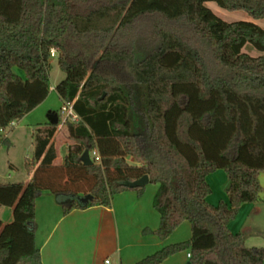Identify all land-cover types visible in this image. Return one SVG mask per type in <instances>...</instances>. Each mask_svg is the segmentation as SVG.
Here are the masks:
<instances>
[{
    "label": "trees",
    "instance_id": "16d2710c",
    "mask_svg": "<svg viewBox=\"0 0 264 264\" xmlns=\"http://www.w3.org/2000/svg\"><path fill=\"white\" fill-rule=\"evenodd\" d=\"M208 1L264 17V0H0V128L46 99L52 57L64 73L54 91L78 116L64 120L72 144L61 164L53 163L58 119L33 134L30 181L0 183V207H12L11 221L0 218V264H42L34 218L43 191L66 215L108 206L126 190L140 196L144 185L125 182L143 175L157 184L159 216L144 232L164 240L188 221L190 237L132 264H161L184 250L190 264H264V247L246 246L228 227L241 203L259 199L264 29L224 21ZM247 44L261 54L243 51ZM84 149L99 162L83 166ZM217 169L228 202L214 205L206 176Z\"/></svg>",
    "mask_w": 264,
    "mask_h": 264
},
{
    "label": "crops",
    "instance_id": "0c3cea01",
    "mask_svg": "<svg viewBox=\"0 0 264 264\" xmlns=\"http://www.w3.org/2000/svg\"><path fill=\"white\" fill-rule=\"evenodd\" d=\"M45 101L25 117L31 115ZM40 126L42 125L39 124L36 128ZM58 134L57 128L52 138L56 152L54 164H61L63 161L65 151H62V144H71L67 134L64 141L59 142ZM225 178L226 174L222 169L206 176L211 189L207 196L209 202L212 201V195L219 191V185L223 184ZM257 178L260 186L259 199L241 203L236 217L228 224L231 232L242 234L245 244L264 237V171H260ZM129 202L134 205L131 209L126 208ZM150 204L149 200L137 195L135 191H128L115 195L108 206L74 209L63 215L53 195L43 191L35 200L34 218L35 242L42 264H104L106 259L108 264H132L165 244L179 241L180 239H175L172 235L177 233L184 222L164 240H160L154 233L144 232L145 229L155 230L159 221V216L157 219L155 209ZM144 213L149 218L144 217L136 226L134 223L130 225L131 221L134 222V215ZM189 237L190 227L184 240ZM250 244L247 245L256 247ZM187 253L188 251L175 253L161 264H186Z\"/></svg>",
    "mask_w": 264,
    "mask_h": 264
},
{
    "label": "rangeland",
    "instance_id": "374dc122",
    "mask_svg": "<svg viewBox=\"0 0 264 264\" xmlns=\"http://www.w3.org/2000/svg\"><path fill=\"white\" fill-rule=\"evenodd\" d=\"M205 6H207L217 17L221 18L224 21L227 22L251 21L257 24L258 26H260L262 29H264V17L259 19H253L243 10H233V11L226 10L219 7L215 2L212 1L205 2ZM243 51L249 53L252 56H257L261 54V52L257 51L255 48L251 47L248 44L243 47ZM63 78H64V73L58 67L56 63V59L52 57L50 59V69H49L50 91L45 99L46 101L31 115L27 117L23 116L18 121H15V124L13 126L9 124L5 128H0V138L4 136L8 140L7 143L0 142V183H8V182L27 183L30 181L31 173L30 174L28 173L25 164L27 158L32 157L33 148H34L33 134L36 130V127L39 124H44L47 122L46 114L49 110L56 111L58 113V117H59V124L57 126L59 132L58 138H59V142H62V140L64 141L65 136L67 134L64 126L65 117L64 114L60 111L61 101L59 100L56 92L54 91V86L56 85V83ZM69 145L67 143L62 144L61 148L63 152L65 151V154L67 152ZM59 153H61L60 150ZM127 159L129 161L132 160L131 158H127ZM226 180L227 177L225 178L223 184L219 185V191H217L212 195V197L210 198L212 201L209 203L216 205L220 201L228 202L227 195L224 191ZM156 188H157V184L147 183L144 185L142 193L140 195L143 198H145V200L150 201L151 207H152V198L156 191ZM128 191H134V190H126L123 192H128ZM131 207H134V205H132L130 202L126 204L127 209H131ZM155 216L158 219V214L156 211H155ZM134 217H135L133 220L134 222L131 221L130 225L134 223V225L136 226L144 217L149 218V215L147 213H144V215H134ZM0 218L3 224L11 221L12 207L9 206L0 207ZM183 222L184 223H182L181 227H179L177 233H175V235H172L173 238L180 239L177 242L187 240V239L184 240V237L185 234L187 235V230H189L190 225L188 221H183ZM157 223H159V221H157ZM246 243L248 245H251L250 243H252L253 245H256V247H260V246L264 247V237H260L258 240H254V241H247ZM247 244L245 245L248 246ZM109 260H111L110 256H109Z\"/></svg>",
    "mask_w": 264,
    "mask_h": 264
},
{
    "label": "water",
    "instance_id": "95a60500",
    "mask_svg": "<svg viewBox=\"0 0 264 264\" xmlns=\"http://www.w3.org/2000/svg\"><path fill=\"white\" fill-rule=\"evenodd\" d=\"M103 96L104 95H102L100 97V99H102ZM46 118H47V122L50 125H57L58 124L59 117H58V113L56 111L49 110L47 112V114H46ZM79 160L81 161L83 166H89V165H91L93 163L92 159L90 158L88 149H84L83 150L82 154L79 157ZM147 183H148V177H147V175H143L139 179L134 180L132 182H125V185L130 187V188H134V187L143 186V185H145ZM89 199H91V195L90 194H87L86 196L80 198V200L82 202H86ZM186 264H190V261H187Z\"/></svg>",
    "mask_w": 264,
    "mask_h": 264
},
{
    "label": "built area",
    "instance_id": "2783aa9c",
    "mask_svg": "<svg viewBox=\"0 0 264 264\" xmlns=\"http://www.w3.org/2000/svg\"><path fill=\"white\" fill-rule=\"evenodd\" d=\"M55 54V50L52 48L50 49V55L51 56H54ZM60 111L64 114V120H69V121H77L78 120V116L77 114L73 111L72 107L69 105V104H63L60 108ZM15 124V122H11V125L13 126ZM93 157V159L96 161V162H99L100 158H99V155L98 153L93 150L91 155H90V158ZM92 159V158H91ZM189 253H187V256L189 257ZM104 264H108V260H104Z\"/></svg>",
    "mask_w": 264,
    "mask_h": 264
}]
</instances>
